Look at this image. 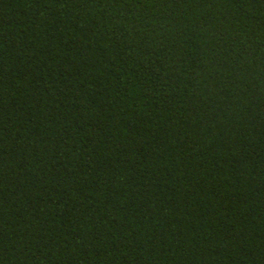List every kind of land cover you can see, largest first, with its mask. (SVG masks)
<instances>
[{
    "label": "trees",
    "instance_id": "trees-1",
    "mask_svg": "<svg viewBox=\"0 0 264 264\" xmlns=\"http://www.w3.org/2000/svg\"><path fill=\"white\" fill-rule=\"evenodd\" d=\"M0 264H264V1L0 0Z\"/></svg>",
    "mask_w": 264,
    "mask_h": 264
},
{
    "label": "water",
    "instance_id": "water-1",
    "mask_svg": "<svg viewBox=\"0 0 264 264\" xmlns=\"http://www.w3.org/2000/svg\"><path fill=\"white\" fill-rule=\"evenodd\" d=\"M262 1H264V0H262Z\"/></svg>",
    "mask_w": 264,
    "mask_h": 264
}]
</instances>
